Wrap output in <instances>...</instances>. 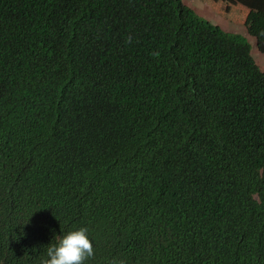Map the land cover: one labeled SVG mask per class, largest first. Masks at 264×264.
I'll use <instances>...</instances> for the list:
<instances>
[{"label": "trees", "instance_id": "obj_1", "mask_svg": "<svg viewBox=\"0 0 264 264\" xmlns=\"http://www.w3.org/2000/svg\"><path fill=\"white\" fill-rule=\"evenodd\" d=\"M233 1L242 31L184 0H0V264L81 227L85 264H166L154 226L171 264H264V0Z\"/></svg>", "mask_w": 264, "mask_h": 264}, {"label": "clouds", "instance_id": "obj_2", "mask_svg": "<svg viewBox=\"0 0 264 264\" xmlns=\"http://www.w3.org/2000/svg\"><path fill=\"white\" fill-rule=\"evenodd\" d=\"M201 1L203 2V0ZM215 3V7L210 5L212 8L202 3L203 7L211 11L210 17H207L209 19H204L213 24H219L227 30L242 31V24H233V26L238 27V29H231L229 25L225 23L226 21H224L222 16L219 15V11L216 10L218 1ZM189 5L192 6L191 4ZM192 7L196 9L194 6ZM195 11L200 12L199 9H196ZM200 16L206 17L202 15ZM57 143L59 144L56 146V156L58 157L59 155H62V161L64 155L67 153V144L66 142H60L59 138H57ZM106 156L111 155L108 154ZM154 234H157V236H151ZM50 240L54 244L47 247L45 264H85V262L94 255L93 242L89 238L87 228L81 227L75 230L63 231L50 238ZM146 241L148 246L147 257L150 262L171 264L175 258L178 259L181 247L174 233L163 231L154 226L150 232L146 233ZM169 242L174 246L173 250L171 249ZM131 245L132 241L129 239L125 248H129Z\"/></svg>", "mask_w": 264, "mask_h": 264}, {"label": "rangeland", "instance_id": "obj_3", "mask_svg": "<svg viewBox=\"0 0 264 264\" xmlns=\"http://www.w3.org/2000/svg\"><path fill=\"white\" fill-rule=\"evenodd\" d=\"M225 1V0H224ZM232 1V3L236 6V8L234 7V10L229 13L228 11H225V14H227V18L229 19H232V20H236L239 21L241 20L243 17H244V9H246L244 6L242 7V5L238 4L237 2L233 1V0H230ZM186 3H189L191 4L192 6H194L196 9H199L200 12L196 11L198 14L202 15V16H206V17H203V18H206V19H209L207 17H210L211 15V11L207 10L205 7H203V4L207 5V6H212V7H215V2H211L210 0H203V2L201 0H185ZM229 2V1H227ZM203 3V4H202ZM230 3V2H229ZM224 4H223V0H219L218 1V6L220 7L218 9V11L221 10V7H223ZM195 9V10H196ZM243 9V10H242ZM223 10V9H222ZM224 21H226L228 24H229V27L231 29H238V27H234L233 24L235 23H232L230 22L229 20L227 19H224ZM255 59H257V62L262 65L263 69H264V56L263 55H260V54H256L255 55Z\"/></svg>", "mask_w": 264, "mask_h": 264}]
</instances>
